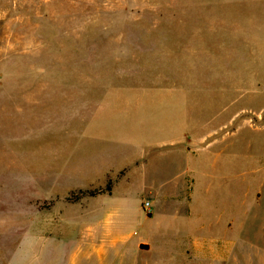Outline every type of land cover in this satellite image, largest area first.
Instances as JSON below:
<instances>
[{
  "label": "rangeland",
  "instance_id": "rangeland-1",
  "mask_svg": "<svg viewBox=\"0 0 264 264\" xmlns=\"http://www.w3.org/2000/svg\"><path fill=\"white\" fill-rule=\"evenodd\" d=\"M116 182L178 264L261 250L264 0H0V264H80Z\"/></svg>",
  "mask_w": 264,
  "mask_h": 264
},
{
  "label": "crops",
  "instance_id": "crops-1",
  "mask_svg": "<svg viewBox=\"0 0 264 264\" xmlns=\"http://www.w3.org/2000/svg\"><path fill=\"white\" fill-rule=\"evenodd\" d=\"M144 155L145 150L141 147L126 150V162H123L122 166H120H124L126 171L133 167L138 169L133 172L134 175H138L137 180H135L136 184H138V189L141 186L146 188L148 180L146 167H148L149 162L144 158ZM189 166L187 165L186 168L188 172L191 168ZM194 174L196 172H193V176ZM129 184L121 194H116L117 187L121 185L119 182H116L108 192V195H114L115 199H120L122 203L115 204L114 208L107 209L101 225L90 226L86 230L83 242L80 245L82 249L80 264H178V234L175 235L159 229L146 230V228L144 229L145 231L143 230V235L140 234V227H144L140 223L142 218L141 211L137 208L138 191L133 190L136 189L134 184ZM121 188L122 185L119 189L121 190ZM169 191L167 193L157 191L155 196L160 198V195H168L172 200L178 201L179 196L177 193ZM143 221H147L144 216ZM203 245L202 242L198 241L194 247L202 248ZM253 247L264 249V245H254ZM143 250L157 251L163 258L158 259L159 261L152 260V263H149L144 257H141ZM174 250L176 256L174 255ZM261 250L256 251V253L253 252V255L249 256L238 254L203 255L190 256L188 260H190L189 263L199 260V263L206 264H264V256L256 255L260 254ZM166 254L169 256L164 257Z\"/></svg>",
  "mask_w": 264,
  "mask_h": 264
},
{
  "label": "built area",
  "instance_id": "built-area-1",
  "mask_svg": "<svg viewBox=\"0 0 264 264\" xmlns=\"http://www.w3.org/2000/svg\"><path fill=\"white\" fill-rule=\"evenodd\" d=\"M146 209L150 212L151 211V206H150V201L145 202Z\"/></svg>",
  "mask_w": 264,
  "mask_h": 264
}]
</instances>
